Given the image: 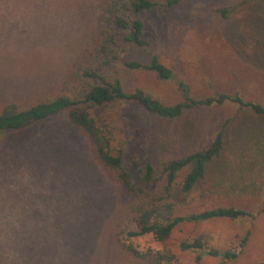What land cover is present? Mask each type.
Segmentation results:
<instances>
[{
    "label": "rangeland",
    "instance_id": "374dc122",
    "mask_svg": "<svg viewBox=\"0 0 264 264\" xmlns=\"http://www.w3.org/2000/svg\"><path fill=\"white\" fill-rule=\"evenodd\" d=\"M92 3L0 0V112L9 103L26 106L57 94L97 26ZM145 38L151 50L120 44L119 60L105 71L119 77L125 91L139 88L174 105L183 101L181 83L194 99L237 94L264 106V0H183L168 10L157 7L147 16ZM154 52L172 80L124 66L148 63ZM100 114L135 174L152 164L158 193L164 165L205 150L224 129V149L205 180L189 195L178 187L173 192L174 215L234 207L253 218L182 224L166 245L152 235L129 237L136 228L126 196L62 112L0 138V264H138L128 246L170 249L175 264L264 263V117L226 103L167 121L127 101ZM199 237L208 248L240 255L235 261L203 255L197 263L201 253L182 252L180 244Z\"/></svg>",
    "mask_w": 264,
    "mask_h": 264
},
{
    "label": "trees",
    "instance_id": "16d2710c",
    "mask_svg": "<svg viewBox=\"0 0 264 264\" xmlns=\"http://www.w3.org/2000/svg\"><path fill=\"white\" fill-rule=\"evenodd\" d=\"M182 1L93 0L91 10L97 26L86 46L72 59L57 94L46 96L26 106L9 103L0 112V138L8 131L23 130L66 112L69 124L79 129L84 137L94 162L126 196V209L136 228L129 233V237L152 235L164 245L170 240L174 230L182 224L253 218V214L234 207H217L189 215H174L173 192L178 187L182 194L189 195L198 183L205 180L209 166L220 158L224 149V129L216 134L205 150L195 151L181 160L164 165L161 174L162 190L158 193L157 182L160 179L154 177L152 164L147 163L139 174L130 169L123 148L117 149L114 146L112 128L100 114V110L116 102L127 101L137 104L162 120L174 121L198 107L234 103L264 117V106L245 102L237 94H219L206 99H194L190 97L188 89L180 83L183 101L169 105L139 88L127 92L119 77L105 73L113 62L119 60L116 51L120 44L151 50L145 38L148 14L157 7L164 10L174 8ZM220 12L226 15V9ZM124 66L130 70L154 73L161 81L174 78L172 71L161 63L155 52L148 63L128 61ZM184 171L186 174L179 181V176ZM248 237L249 235L243 239L241 248ZM180 250L200 252L197 263L203 255L224 261H235L240 255L237 250L208 248L201 237L191 242H182ZM127 251L138 264H175L177 261L176 255L170 249L139 252L128 246Z\"/></svg>",
    "mask_w": 264,
    "mask_h": 264
}]
</instances>
